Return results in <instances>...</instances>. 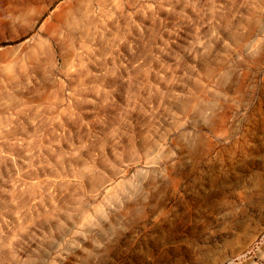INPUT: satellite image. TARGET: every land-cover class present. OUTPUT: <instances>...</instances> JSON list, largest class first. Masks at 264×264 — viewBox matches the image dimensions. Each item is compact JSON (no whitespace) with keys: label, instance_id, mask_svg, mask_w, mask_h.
<instances>
[{"label":"rangeland","instance_id":"obj_1","mask_svg":"<svg viewBox=\"0 0 264 264\" xmlns=\"http://www.w3.org/2000/svg\"><path fill=\"white\" fill-rule=\"evenodd\" d=\"M0 264H264V0H0Z\"/></svg>","mask_w":264,"mask_h":264}]
</instances>
